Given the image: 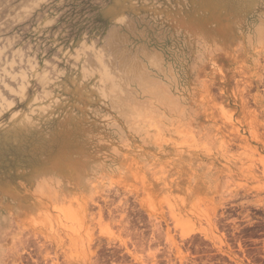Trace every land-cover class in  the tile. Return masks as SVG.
Masks as SVG:
<instances>
[{"label":"rangeland","instance_id":"374dc122","mask_svg":"<svg viewBox=\"0 0 264 264\" xmlns=\"http://www.w3.org/2000/svg\"><path fill=\"white\" fill-rule=\"evenodd\" d=\"M0 264H264V0H0Z\"/></svg>","mask_w":264,"mask_h":264},{"label":"bare ground","instance_id":"6f19581e","mask_svg":"<svg viewBox=\"0 0 264 264\" xmlns=\"http://www.w3.org/2000/svg\"><path fill=\"white\" fill-rule=\"evenodd\" d=\"M222 193V192H221ZM34 230V229H33ZM24 235V234H23ZM40 243V242H39ZM53 247V246H52ZM39 248V247H38ZM40 248H41V246H40ZM26 251V250H25ZM29 255V254H28ZM50 263V262H49Z\"/></svg>","mask_w":264,"mask_h":264}]
</instances>
